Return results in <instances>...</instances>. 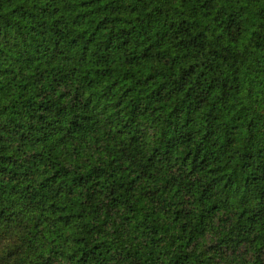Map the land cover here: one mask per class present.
Returning a JSON list of instances; mask_svg holds the SVG:
<instances>
[{"label":"trees","instance_id":"16d2710c","mask_svg":"<svg viewBox=\"0 0 264 264\" xmlns=\"http://www.w3.org/2000/svg\"><path fill=\"white\" fill-rule=\"evenodd\" d=\"M0 264H264V0H0Z\"/></svg>","mask_w":264,"mask_h":264}]
</instances>
